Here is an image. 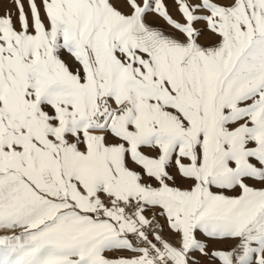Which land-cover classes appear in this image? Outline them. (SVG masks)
<instances>
[{
  "label": "snow or ice",
  "instance_id": "obj_1",
  "mask_svg": "<svg viewBox=\"0 0 264 264\" xmlns=\"http://www.w3.org/2000/svg\"><path fill=\"white\" fill-rule=\"evenodd\" d=\"M0 264H264V0H10Z\"/></svg>",
  "mask_w": 264,
  "mask_h": 264
},
{
  "label": "rangeland",
  "instance_id": "obj_2",
  "mask_svg": "<svg viewBox=\"0 0 264 264\" xmlns=\"http://www.w3.org/2000/svg\"><path fill=\"white\" fill-rule=\"evenodd\" d=\"M10 3V0H0V13L3 12L4 8Z\"/></svg>",
  "mask_w": 264,
  "mask_h": 264
}]
</instances>
